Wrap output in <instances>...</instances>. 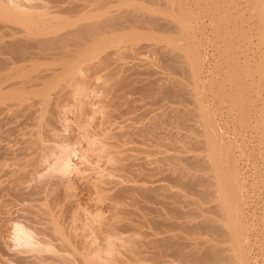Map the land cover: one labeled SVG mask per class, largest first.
Wrapping results in <instances>:
<instances>
[{"label":"bare ground","instance_id":"bare-ground-1","mask_svg":"<svg viewBox=\"0 0 264 264\" xmlns=\"http://www.w3.org/2000/svg\"><path fill=\"white\" fill-rule=\"evenodd\" d=\"M174 4L173 0H0V204L3 203V193H6L9 194L6 197L8 200L11 195L21 206L16 209L17 214L12 212L15 216L11 217L13 214L10 211L15 208V204L10 201L14 208L11 210L9 207V211L6 209L9 203L7 204L4 209L9 214H3L5 221L4 217L0 216V220L4 221H0V228H3L0 231L7 232L11 246H19L23 254L31 252L32 255L27 253L28 256L21 258L23 264H193L208 259L214 260L215 264H223L227 258L224 250L227 248L209 244L202 251L191 243L182 242L181 238L171 233L175 226L179 228L178 224L184 226V223L177 219L179 216L183 217L181 205L178 203L185 202L181 200L185 190L193 191L198 198L193 201L195 207L189 209L191 214L194 216L199 211L202 213L199 222L187 224L190 233L209 231L222 235L228 228L231 230L230 238L237 242L241 231L239 223L233 221V199L237 194L229 188L234 177L227 178V174L221 171V155L226 153V150L224 151L215 139V125L212 120L208 121L201 106L195 105L199 111L196 109L198 114H195L194 108L192 114L197 119L194 121L201 123V126L204 121L205 129H190L199 130L196 132L203 138L200 139L201 145L207 146L209 150L210 161L199 155L186 159L179 156L182 158L180 159L176 154L162 155L163 159H158L160 161L157 164L166 161L163 164L169 165L170 171L173 166L174 169L178 167V174L172 171L175 175L171 174L167 167L160 168L162 163L154 165L155 160L150 161L153 167L148 162V166L140 164L143 167L131 168L133 164L123 155L127 148L124 146L126 142L121 140L122 137L136 132L160 141V129L170 123L173 119L170 113H173L159 110L160 113L156 111L146 123L135 126L119 124V115L123 116L122 112L126 108L124 112L127 113L129 107H124L129 105L125 100L129 97L125 96L128 94L126 91H137L146 97V94L153 93L155 82L152 84L153 81L146 83L142 80V83L136 80V73L131 75L132 70V77L129 74L124 75L125 73L120 75V69L110 65H113V60L120 51L134 47V44L139 43L138 40L147 37L142 34L145 33L144 30L150 33L157 30L163 34H182L181 22L179 26L182 30L176 21L180 20V13L176 8L178 6ZM163 7L165 9L162 10ZM167 10L178 12L177 15L170 12L164 16ZM176 16L180 18L175 19ZM155 36L157 37V34ZM184 36V40L182 37L181 40L177 36L174 39L170 37L175 41L174 44L177 43L176 40H180V45L174 46L175 49L183 50L182 54V50L177 51L172 48L173 45L168 44L172 46L168 49L172 56L169 54L166 59L170 70L176 71L179 67L182 72L183 67L179 66V62L180 65L183 62L185 67L188 66L184 67V71L190 72L191 62L187 59L189 57L185 56L190 50L184 44ZM180 55L187 57V61L181 59ZM186 62H190V65ZM137 81L142 84L136 85ZM181 83L179 82L182 86ZM127 86L128 90H123L127 89ZM129 87L134 90L131 88L130 91ZM182 87L184 89V85ZM173 88L175 90L174 86ZM173 88H168V92L163 91L164 95L180 92L176 90L175 93ZM258 93L257 96L262 98L256 97L259 99V107L256 106V109L260 111L256 112L255 120L262 126L264 135L263 86ZM120 105L123 106L122 111ZM184 109L186 111V108ZM130 110L133 109L130 107ZM175 117L176 121H180L182 115ZM183 118L181 121H184ZM166 128L167 126L163 132L169 131V128ZM72 156L79 159V164L73 161ZM210 166L213 170L212 177L202 174L193 177L189 174V168L201 172ZM145 168L150 169L149 172H145ZM85 170H90L93 174L90 172L91 177L87 180V173V184H83L90 186L95 193L93 194L97 196L96 200L99 196L107 201L104 202L106 205H103V208L95 206V211L82 208L84 206L79 204L80 198L78 202L75 201L77 198L73 199V193L69 196L72 191L70 189L74 190L73 179ZM165 170L170 173L166 172L168 174H162L160 178L159 175ZM190 177L192 178L189 179ZM163 180L171 182L172 185L176 183L180 190L173 191V188H170L172 185ZM60 184L66 188L64 192L55 190ZM67 190H70L69 193ZM6 198L4 196L5 202L8 201ZM207 199L217 202L204 209L200 204ZM148 203L159 205L158 207L167 211L159 221H153L152 218V221H149L152 232H159L162 236L147 241L141 238L138 240V233L142 236L144 233L140 228L142 220L138 222L137 219H142L143 217H139L143 214L146 218L147 213L144 212L147 211L144 210L147 209ZM18 204L15 206L18 207ZM4 209L0 208V214L6 213ZM211 211L212 216L207 214ZM189 213L187 212V215L192 216ZM215 216L223 217V223H218ZM183 226L182 228L185 227ZM16 248L15 252L19 249ZM241 251V247L236 248L237 254H241ZM2 259L0 264H5L1 262Z\"/></svg>","mask_w":264,"mask_h":264},{"label":"rangeland","instance_id":"rangeland-1","mask_svg":"<svg viewBox=\"0 0 264 264\" xmlns=\"http://www.w3.org/2000/svg\"><path fill=\"white\" fill-rule=\"evenodd\" d=\"M173 1H175L174 5L178 6L175 7L178 9L179 13L181 14V15L178 14V16H180L181 18L176 16L175 19L180 18V20L179 19L176 20L178 22L176 23L178 24L177 26L179 28H180L179 22L182 23V24L180 23L181 28L183 27L182 28L183 31H181L182 34H180V32L178 34L174 32L177 35L173 33L163 34V32L154 30L153 31L154 33L151 32L152 35H150L151 33L148 30L146 31L144 30L145 33H142L140 31L143 35L145 34L144 37L147 36L145 37L146 39L143 38L138 40L139 43L133 45L135 48L130 46L129 48L132 49H129L127 47L124 50L125 52L121 49L123 52L122 51H120V53L118 52L120 55L119 54L117 55L118 58L115 56V60H113L115 65L113 62H111L113 63V65H110V67L112 68H114L115 66L118 67L120 69V75L121 74L123 75L124 73H125L124 75L126 74L130 75L131 72L133 71V74L131 75H134L136 73L134 75V77H136L135 79L139 80L142 83H144L142 80H144L146 83L147 81L149 82L153 81L152 84L155 82L153 84L154 89L152 92L154 94L152 93L153 94L152 97L150 96L152 95L150 93L146 94L145 97L143 96L145 94L138 93L136 90H135L136 92L134 93L126 91L128 92V94H126L125 96L129 95V97L128 98L126 97L125 100L126 103L129 105L126 104L127 106H124L125 105V102L123 101L124 99H122L124 105L123 104L121 105H123L124 107H128V106L129 107L127 113L124 112L125 110H127V108L126 109L123 108L125 110L122 113H124L125 115L124 114L123 116L119 115V120L121 117V120L118 121V123L121 122L119 124L125 126L129 124L134 126L140 125L142 122L144 123L145 121H149L148 118L150 117L152 118L153 117L152 114L154 113L156 114L157 112H159V110L161 112L166 111L168 112V114L170 112H172L173 114L176 113L174 114V117L176 115L177 116L182 115V118L184 117L183 118L184 121H181L182 120L181 118V120L179 119L180 121L177 120L178 121L177 123L176 121L177 118L176 117L174 118L173 114L170 113V115H172V118L174 120L171 119V121H169L171 124L170 123H167L168 125L165 124L167 126L166 130L169 128V131L167 130L169 134L166 133L167 132L166 130H165L166 132H163L164 128L166 127L165 125L164 128L160 129L162 130L160 131V133L162 132V136L164 135V137L160 136L159 138L160 141L155 140V138L146 137L136 132L134 134H129L128 136L122 137L121 140H124V142H126V145L124 146L127 148L126 150L127 154L124 153L123 155L126 156L127 161L133 164L132 165L133 167L131 166V168L143 167L140 164L146 166L151 164L152 166V164L154 163V165L158 166L159 164L162 163L161 165H159V167L160 166H161L160 168L163 167L162 169L167 167L169 170L168 167L169 165L163 164L164 162L166 163V161L163 160L164 162H160L159 164H157L161 159H163L162 155L166 156L165 154L167 155L176 154L178 155V157L180 156L183 159H186L192 155H199V156H204L205 158H207L208 161H210L211 155L209 154V150L207 146L204 145L205 146L204 147L201 145L200 139L202 138V136H200L198 132H196L199 131L198 129H203V127L205 129V123L203 121L201 126V123L199 124L198 122L194 121L197 119L193 115L194 111L195 114L196 113L198 114L199 111L195 107L197 105L201 106L204 112L206 113V118L208 119V121L211 122L212 120L215 125L216 134H217L215 135V139L218 141L219 145L222 146L223 150L224 151L226 150V153L221 155L220 167H221V171L227 174L226 175L227 178L231 176L234 177L229 184L230 190L233 191V193L237 194L236 198L233 199V206L235 207V210L233 211V221L235 223H239L238 225L241 231H239L237 242L235 241V239L232 240L233 238H230L231 230L229 231L228 228H226L227 229L226 233L222 235H215L209 231H202V233L200 234L190 233L191 231H189L186 226L193 223L196 224L197 222H199L201 220L200 218L202 213L199 211L197 214L193 212V214L195 213L194 216L191 214L190 211L192 210V208L195 207L193 201H197L198 198L196 195L192 193L193 191L189 192L188 190L187 192L186 190L183 191L184 189L183 190L181 189V191H183L184 193V197H181V200L183 199L185 200V202L182 201V203L184 202L183 204L178 203L181 205L180 209L183 211V217L179 216V219L177 220L183 222L186 228L183 226V224H178L179 228H176L175 226L174 227L175 229L172 232L171 231L169 232H171L174 236L176 235L179 238H181L180 240H182V242L191 243L192 246H195L201 249L202 251L209 244H215L219 248H227L226 250H224L225 257L227 258H225L223 264H264V135L262 133V129H263L261 128L262 126H259V122L258 121L256 122L255 120V118L257 117L256 112L258 113V111H260V109H256L257 107H259L257 106L259 103L257 101H259V99L262 98V97L260 98V96L257 95L259 94L258 92L261 90L262 86L264 87V85H261L264 84V21H261L264 19L263 18L264 0H257V1L255 0H173ZM157 9L159 10L160 8L158 7ZM163 9L165 8L163 7L162 10ZM168 12H166L167 14L165 13L164 16H167L168 14H170V12L171 14L174 15L177 13V12L173 13V10ZM140 32L139 35H141ZM155 33L157 34V37L155 36L156 35ZM159 33H161L162 36ZM165 36L169 37V39L166 38ZM176 36L178 37V39L180 37V40L181 37L184 40L183 36L186 38L185 39L186 41L184 42L188 43V45L184 43L183 40L182 43H184L185 46H188L189 48L188 50H190L188 55L185 54V56H188L189 58L187 57L183 58L184 56L183 57L181 56L183 54L182 49H178V48L175 49L176 44L178 45L180 43L179 42L180 40L179 41L176 40L177 42L176 44H174L175 41L174 42L172 41V39L177 38ZM170 37L172 39H170ZM156 38L159 40H157ZM168 44L173 46L175 45L174 47L172 46L171 47L177 51L182 50V54L180 53L181 54L180 56L182 58L179 56V59L181 58L185 60L187 58L190 60L191 62V67L189 68L190 72H188V70L184 71L185 66L183 65V62L182 65H180L179 62V66L183 67L182 72L179 69V67L176 68V71L172 69L173 72L172 70H170V68L168 69L167 66L168 63L166 62L167 61L166 59L169 58L168 55L170 53H168V49L171 48ZM112 48L113 47H111V49ZM177 51L176 53H178ZM170 52L174 55V52H172L171 50ZM190 62L189 63L186 62V63L190 65ZM186 67L188 68V66ZM177 69L179 70V72ZM146 72H148L149 74ZM139 81L135 82V84L136 85L142 84ZM160 81L162 83L165 82L166 83L162 84L160 83ZM179 82H182L181 84L182 86L184 85V89L179 84ZM172 85L175 87V90ZM168 86H170L171 88ZM124 88H126V86ZM124 88L123 90H128V86L127 89ZM131 88L129 89L130 91L134 90L133 88L131 90ZM163 88L164 90H162ZM172 88L175 91V93L176 90L177 92L180 90V92H178L179 94L166 93L164 95L165 92L163 91L168 92V90ZM181 90L184 91L181 92ZM159 91L163 93H160ZM134 95L135 96L137 95V97H135ZM178 95L180 96L178 97ZM131 97L132 98L134 97L133 100H131L132 99ZM256 97H259V99L258 98L256 99ZM137 98L140 99L137 100ZM128 99L129 101L127 102ZM121 105L119 107L121 108L122 111L123 106L121 107ZM132 105L134 106L133 108ZM130 107L133 110H130ZM184 108H186V111ZM181 110L182 111L184 110L185 113L182 112ZM187 110L188 111L190 110L189 111L190 115L189 112H187ZM118 111L120 112V109H118ZM182 113H184V116ZM191 115L192 117H194L193 120ZM185 116L188 119H186ZM169 124L171 125V127H169L170 126ZM182 124L184 127L182 126ZM260 125H262V123ZM196 127L198 129L191 130L192 128H196ZM170 129H172V131ZM173 131L176 132L174 133ZM169 135L170 136L173 135L174 137H169ZM72 157H73L72 158L73 161L79 164L78 163L79 159L76 156H72ZM150 161L151 162L154 161V162L151 163ZM174 168H175L174 166L173 168H171L172 171L174 170L177 173V169L179 168L178 167H176L177 169ZM145 169H144L145 172L146 171L149 172L150 170V169L149 170L147 169L145 170ZM169 171L165 170L164 173H161L159 175V177L161 178L162 174H168L172 172ZM90 172L93 174V172L90 170H85V172H82V174L80 173L81 175L77 174L81 177V178L79 177L77 182H76V178H78V176L76 175V178L72 177L74 178L73 182L77 184L76 185L74 184V190L73 188H71L70 190L72 191L69 193L70 190H67V192L70 194V195L68 194L69 196H71V193H73L74 194L73 199L77 198L75 199V201L77 202L78 199L80 198L79 204L84 206L82 208L86 207V209L88 208V211H95L96 207L103 208L106 205V203L104 202L107 201L105 198H101L99 196H98L99 200L98 199L96 200L97 196L94 195L95 193L90 188V186L83 184L84 182L85 183L87 182L85 180L87 176L85 177V175L88 173V177H89ZM175 172H172L171 174H174ZM83 174L84 176H82ZM189 174L192 175L193 177H195L196 174H202L212 177L213 170L211 166L206 167L201 172H198L193 168H189ZM82 177L85 178L82 179ZM90 177L87 178V180L90 179ZM191 178L192 177H190L189 179ZM163 182L167 184L171 183V182L169 183L168 181L166 182L164 180ZM60 185L62 186V184ZM60 185H58L59 188L58 186L55 187L56 188L55 190L56 191L59 190L57 192H64L66 188H64V185L62 186L63 188ZM171 187L173 188V191L180 190V188H178L176 183L170 186V188ZM3 195L5 196V198L9 196V194L6 195V193H3ZM3 195L1 197L3 199V203L0 204L1 210L6 208L7 204L9 203L6 209H8L9 211L10 208L12 210L15 207L10 212L12 213L14 211V214H17L15 213L16 209L20 208L21 206L16 201H14V198L11 195L10 197H8L10 198V200L6 198L8 201L5 202L6 200L4 201ZM89 195L91 197H89ZM11 200L13 201L12 204L15 205L18 204L19 206L16 207L14 205L13 207V205L11 204L12 202ZM201 202L202 203L200 204V206L205 209L208 207L210 208L217 201L214 199H207ZM147 206H148L147 209L144 210L147 211L144 212L147 213L146 218L144 214L143 216L141 215V217H139V218L143 217L142 219H137L136 217V219L139 220L138 222L142 220V222H140L142 224L140 228L142 229L141 231L144 233L143 236L141 232H140L141 235H139V233L138 236H136L137 234L134 235V237L136 236V239L138 238V240L141 238V240L145 239L144 241H147L148 239L150 240L162 236V234H158L159 232L158 233L152 232L151 229L152 226L149 225L150 224L149 221L151 218L153 219V221L154 219L155 221H159L158 219H162L165 216L164 212L167 211L165 208L158 207L159 205L156 206L155 204L152 203H148ZM127 207L130 208L129 206ZM157 207L159 208V210L161 208V210L159 211ZM6 209H4L6 213H1L0 216L2 217H4L5 215L8 216L9 213ZM189 209L191 210L189 211ZM184 211L186 212V214ZM187 212L188 213L190 212L189 215L191 214L192 216H188ZM14 214L11 215V217L12 216L14 217L15 216ZM207 214L211 216L213 215L212 211L211 213H207ZM5 218L6 217L3 218L4 221ZM215 219H217L218 223H223L224 221V218L221 216H215ZM0 221L2 222L3 220ZM225 221L229 222L226 219ZM182 226L184 228H182ZM1 231H0L1 234L0 256L1 258H3L2 259L3 261L1 262H4L5 264H9L10 262L12 264L14 263L23 264L21 258L23 256L25 257L28 256V254L30 255L31 252L29 253L24 252L26 254L25 255L23 254V252H20L19 246H11L9 244V239H8L9 235L7 234V232L4 230ZM1 241L3 242L1 243ZM10 247L14 248L12 249L13 251L11 250ZM16 247H18L19 249ZM142 247H146V246H142ZM237 247H241L242 249L241 254H237L236 252ZM15 248L18 249L19 251L16 250L17 252H15ZM120 248L123 249L122 247ZM20 254L22 256H20ZM193 264H215V262L214 260L208 259L207 261L206 260L196 261Z\"/></svg>","mask_w":264,"mask_h":264}]
</instances>
